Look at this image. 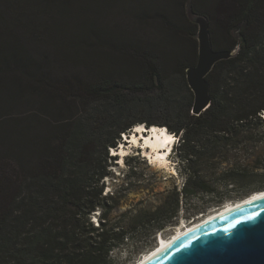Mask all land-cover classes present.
Listing matches in <instances>:
<instances>
[{"label": "trees", "instance_id": "trees-1", "mask_svg": "<svg viewBox=\"0 0 264 264\" xmlns=\"http://www.w3.org/2000/svg\"><path fill=\"white\" fill-rule=\"evenodd\" d=\"M192 14L208 18L215 49L236 50L208 75L199 115ZM95 101L108 107L91 125ZM133 102L165 119H127ZM263 113L264 0H0V264H113L134 224L152 220L118 228L104 195L110 147L141 122L180 134L186 196L264 178V150L253 163L239 152L264 141Z\"/></svg>", "mask_w": 264, "mask_h": 264}, {"label": "rangeland", "instance_id": "rangeland-1", "mask_svg": "<svg viewBox=\"0 0 264 264\" xmlns=\"http://www.w3.org/2000/svg\"><path fill=\"white\" fill-rule=\"evenodd\" d=\"M192 17L196 19L197 16L192 14ZM234 51L236 53V50ZM131 106L133 108L125 115L127 119H135L138 117H146L154 121H163V119H165V115H163L161 111L155 108H149L140 102H138V104L133 102ZM107 107L108 104L102 101H95L90 105L88 113L85 112L82 115H84L85 120L89 124L98 125L97 118L103 115V111H105ZM81 109L82 108L79 107V110ZM259 122H261V120H259ZM157 124L167 127V125L163 123ZM139 134L140 136L143 135L141 133ZM178 135L180 136V134ZM142 137L145 143V137ZM139 141L140 140L137 142ZM127 147L126 149L128 152L131 146L127 145ZM241 147H246L244 150L242 149V151H239L240 154H242V160L247 159V162L253 163L258 153L264 150V141L256 145L249 143ZM123 149L124 147L121 148V152ZM132 156L134 158H131L130 162L125 161V164H120L119 160H111L110 158L107 160L110 164L107 170L110 171V173L104 183V195L107 194L108 191L109 195L114 196L113 200H107L106 202L107 206L111 209L108 213L107 221L115 225L117 224L118 228H128L133 222H137L141 215H148L152 220L148 223L139 221V224H134L131 232L132 236L127 240V243L123 247L113 251L112 256L115 259L113 264H133L137 262L145 252L153 249L160 241L156 236L159 230H162L159 237L162 236V234L164 236H170L184 223L189 224L196 219L198 220L200 217L218 209L228 200H236L245 197L250 192L258 189L257 186L264 181L263 177H255L247 186H236L233 188V185L219 184L216 193H201L198 195L186 196L182 193L186 182L184 164L176 157L175 151L170 158L168 157L169 166L175 168V174L169 173L172 175V177L169 178H166L168 177V173L164 169L158 170L154 168L155 164L150 155L149 157L154 165H151L146 160L144 161V159L138 156L137 152ZM258 170L264 173V168ZM208 171L210 172L211 169L209 168ZM127 172H131V176L129 174L125 176ZM178 196L180 198L178 215L169 218L172 209L176 207V199ZM162 204L166 206L164 212L153 215L154 211ZM99 211H97V215H95L97 217L92 216L90 218L91 221L94 220V225L101 222ZM160 225L164 227L160 228Z\"/></svg>", "mask_w": 264, "mask_h": 264}, {"label": "water", "instance_id": "water-1", "mask_svg": "<svg viewBox=\"0 0 264 264\" xmlns=\"http://www.w3.org/2000/svg\"><path fill=\"white\" fill-rule=\"evenodd\" d=\"M196 16L199 57L187 78L195 94L192 112L199 115L212 102L208 75L235 51L215 49L208 18ZM137 264H264V195L206 218Z\"/></svg>", "mask_w": 264, "mask_h": 264}, {"label": "bare ground", "instance_id": "bare-ground-1", "mask_svg": "<svg viewBox=\"0 0 264 264\" xmlns=\"http://www.w3.org/2000/svg\"><path fill=\"white\" fill-rule=\"evenodd\" d=\"M140 124V126H139ZM137 126H139L137 129V131H141V132H134L132 134L133 136V140L131 138L132 141L137 142L138 140H140V138L142 136L145 137V144L147 145H151L153 148L150 150H145L146 154H149L152 161L154 162L155 169L158 170H165L168 173V177H172L171 174L169 173H174L175 174V168L169 166L168 164V157L170 158L171 156L167 157L168 151L167 149H169V146L173 143L175 136L173 134L172 131H167L165 128H163V126L161 127V125L158 124H152V126H154L148 134H145V132L143 131H147V129H149L146 125H143L144 123H139ZM146 127V128H145ZM165 127V126H164ZM151 132V134H150ZM143 134L142 136H140V134ZM145 134V135H144ZM174 138L171 142L169 141V138ZM123 144V143H122ZM122 147H124V149L121 152V154H125L127 153V149L128 147H126L124 144L121 145ZM121 147V148H122ZM156 148V151L154 152L153 149ZM153 164V163H152ZM153 164V165H154ZM261 195H264V189L262 190H255L252 193L246 195L243 198H239L236 200H228L227 202H225L224 205H222L221 207H219L218 209L210 212L209 214L200 217L198 220H194L193 222L189 223V224H183L181 227L177 228L178 230L173 232L170 236H164L162 234V236H160L158 239L160 240L157 245L153 248L150 249L149 251L145 252L137 262L133 263V264H137L140 263L141 261H143L144 259H147L154 251H156V248L165 246L166 244H168L171 241L172 237H177L178 235L184 233L185 230L196 226L198 224H200L201 222H203L206 218H210L213 216H216L217 214H219L220 212H223L227 209H231L233 207H235L236 205L243 203L244 201H248L251 200L255 197H259ZM161 235V234H160Z\"/></svg>", "mask_w": 264, "mask_h": 264}, {"label": "clouds", "instance_id": "clouds-1", "mask_svg": "<svg viewBox=\"0 0 264 264\" xmlns=\"http://www.w3.org/2000/svg\"><path fill=\"white\" fill-rule=\"evenodd\" d=\"M172 132H173V131H172ZM173 133H174L175 136H177V138H178V140L176 141L175 146H174V151L176 152V148L179 146L181 140H180V136H179L177 133H175V132H173ZM174 151H173V153H174ZM173 153H172V154H173ZM126 159H127V157H126ZM94 214L97 215V212H95ZM93 216H94V215H93ZM95 217H97V216H95ZM159 233L161 234L162 232L160 231ZM159 233H158V234H159ZM158 234H157V237H158Z\"/></svg>", "mask_w": 264, "mask_h": 264}, {"label": "snow or ice", "instance_id": "snow-or-ice-1", "mask_svg": "<svg viewBox=\"0 0 264 264\" xmlns=\"http://www.w3.org/2000/svg\"><path fill=\"white\" fill-rule=\"evenodd\" d=\"M173 139H174V138H171V137H170V138H169V141L171 142Z\"/></svg>", "mask_w": 264, "mask_h": 264}, {"label": "built area", "instance_id": "built-area-1", "mask_svg": "<svg viewBox=\"0 0 264 264\" xmlns=\"http://www.w3.org/2000/svg\"><path fill=\"white\" fill-rule=\"evenodd\" d=\"M262 116H264V113L262 114ZM96 214H94V216H95Z\"/></svg>", "mask_w": 264, "mask_h": 264}]
</instances>
